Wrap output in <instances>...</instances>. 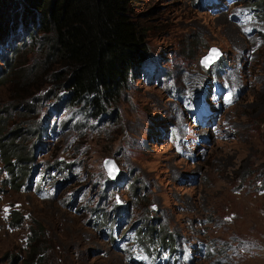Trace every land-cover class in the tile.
Returning a JSON list of instances; mask_svg holds the SVG:
<instances>
[{
	"label": "rangeland",
	"instance_id": "1",
	"mask_svg": "<svg viewBox=\"0 0 264 264\" xmlns=\"http://www.w3.org/2000/svg\"><path fill=\"white\" fill-rule=\"evenodd\" d=\"M202 1L131 2L148 56L101 117L60 103L68 67L44 60L52 35L42 24L38 43L19 47L0 74V141L25 118L49 131L21 137L33 154L20 187L0 143V264H264V13L247 12L251 0ZM210 47L220 55L206 66ZM30 97L32 112L14 110ZM97 209L117 215L116 243L94 223ZM149 222L163 225L178 262L165 259L172 248L124 241Z\"/></svg>",
	"mask_w": 264,
	"mask_h": 264
},
{
	"label": "trees",
	"instance_id": "2",
	"mask_svg": "<svg viewBox=\"0 0 264 264\" xmlns=\"http://www.w3.org/2000/svg\"><path fill=\"white\" fill-rule=\"evenodd\" d=\"M9 1L0 0V57L4 60L0 74L6 67L11 70L16 67L10 62L19 47L38 43L34 30L42 24V32L52 35L44 60L58 58L68 67L65 78L58 84L68 90L60 103H87L92 115H105L109 109L108 102L117 101L122 89L137 75L148 56L149 49L143 42L141 25L130 9L131 2L135 0H19V12L17 8L10 11ZM250 3L264 13V0H251ZM3 46L9 47L6 56L1 53ZM53 91L55 93L56 89ZM35 100L34 97L24 98L23 102L12 107L17 111L21 108L32 112L35 106L32 101ZM8 110H5L6 114ZM2 115L0 113V123ZM23 122L10 130V134L6 133L9 141H0L3 162L7 164L11 182L16 183L17 180L16 187H20L27 176L33 154L32 148H27L21 137L24 139L26 135L35 136L46 131L41 125L33 127L34 124H27V118ZM20 126L23 128L19 130ZM57 167L69 170L70 164L63 165V161L57 160ZM14 213L16 224L20 223L17 212ZM103 217L101 209H97L94 223L109 221ZM132 232L136 242L143 244L146 250L156 249L158 244L164 248L174 244L162 224L149 222L145 227L130 230ZM178 259L176 256L174 263ZM28 261L33 264L32 257ZM170 262L169 258L167 263Z\"/></svg>",
	"mask_w": 264,
	"mask_h": 264
},
{
	"label": "clouds",
	"instance_id": "3",
	"mask_svg": "<svg viewBox=\"0 0 264 264\" xmlns=\"http://www.w3.org/2000/svg\"><path fill=\"white\" fill-rule=\"evenodd\" d=\"M101 212L103 213V210L101 209ZM96 218V217H95ZM108 218V220L109 221H107L106 223H103V227L104 228H110V233H111V239H112V241L114 242V243H116L117 241H116V236H115V231L113 230V227H114V223H116L117 222V220H118V218H117V215L115 216V214H112V216H108L107 217ZM137 227H139V226H137ZM136 227V228H137ZM144 227V226H143ZM136 228H134V229H136ZM134 229H132V227H130V228H128V229H126L125 230V232H124V235H125V238H124V241H134V243H136V244H138V245H140V246H143V244H139V243H137L136 242V238H135V235H134V233L132 232V233H130V230H134ZM105 234V233H104ZM154 248V247H153ZM170 248H172V251H170L169 252V250H170ZM170 248H164L163 246H161L160 248H157L156 247V249H155V251H156V253H159V249H161V250H165V251H168L169 252V254H168V256H166V261L170 258V260H172V263H174V258L176 257V256H178L179 257V255H176L175 254V256L173 257V258H171V255H172V252L173 251H175V249H174V245L172 246V247H170ZM179 259H180V257H179ZM179 259H178V261H179ZM171 263V262H170Z\"/></svg>",
	"mask_w": 264,
	"mask_h": 264
},
{
	"label": "bare ground",
	"instance_id": "4",
	"mask_svg": "<svg viewBox=\"0 0 264 264\" xmlns=\"http://www.w3.org/2000/svg\"><path fill=\"white\" fill-rule=\"evenodd\" d=\"M202 4L204 5V6H206V7H208V8H216V9H219L220 8V4L219 3H212L210 0H203L202 1ZM221 14V13H220ZM237 27V26H236ZM230 66V65H229ZM235 72H233L229 77H228V79H230V80H232V78L233 77H235L236 76V74H234ZM241 72H239V74H240ZM226 77V76H225ZM224 80H225V78H224ZM225 82V81H224ZM206 123L205 124H209L211 121H210V119H206ZM181 124V123H180ZM216 132V131H215ZM215 133H214V130H211V131H209V135H214Z\"/></svg>",
	"mask_w": 264,
	"mask_h": 264
},
{
	"label": "snow or ice",
	"instance_id": "5",
	"mask_svg": "<svg viewBox=\"0 0 264 264\" xmlns=\"http://www.w3.org/2000/svg\"><path fill=\"white\" fill-rule=\"evenodd\" d=\"M219 55H220V52H219L218 50H216V49H212V50H211V54H210L208 57H206V58L204 59L203 63H205V65L207 66L208 62H209L210 60H212L213 57H219ZM231 100H232V97H231V95H229V97H228V102L231 103ZM114 171H115V166L112 165V166L109 168V174L112 175V173H113ZM5 212H7V209H5Z\"/></svg>",
	"mask_w": 264,
	"mask_h": 264
},
{
	"label": "water",
	"instance_id": "6",
	"mask_svg": "<svg viewBox=\"0 0 264 264\" xmlns=\"http://www.w3.org/2000/svg\"><path fill=\"white\" fill-rule=\"evenodd\" d=\"M212 49H216V50H218L217 48H215V47H210V49H209V52L207 53V54H205L202 58H201V62H203L204 61V59L206 58V57H208L210 54H211V50ZM217 57H213V59H216ZM212 59V60H213ZM212 60H210L209 62H208V64L207 65H209L211 62H212ZM205 64V63H204ZM112 162V163H111ZM104 164H105V167L108 169V168H110L111 166H112V164H114V166H115V163L113 162V159H108V160H105L104 161ZM110 164V165H109ZM115 171H117V169H116V167H115Z\"/></svg>",
	"mask_w": 264,
	"mask_h": 264
}]
</instances>
